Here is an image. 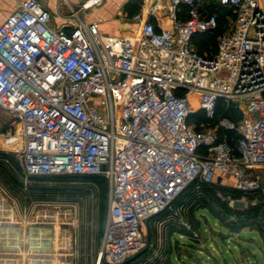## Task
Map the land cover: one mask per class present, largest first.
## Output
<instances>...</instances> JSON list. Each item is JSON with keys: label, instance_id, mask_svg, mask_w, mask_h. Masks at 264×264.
Listing matches in <instances>:
<instances>
[{"label": "built area", "instance_id": "2783aa9c", "mask_svg": "<svg viewBox=\"0 0 264 264\" xmlns=\"http://www.w3.org/2000/svg\"><path fill=\"white\" fill-rule=\"evenodd\" d=\"M168 1L169 26L138 12L127 36L103 34L86 19L104 0L69 5L72 23L58 28L39 0H20L0 23V152L27 177L106 178L95 264L139 255L143 223L194 181L225 187L224 177L233 178L240 197L216 190L229 204L264 196L256 173L264 165V0ZM225 9L217 52L200 54L193 37L215 31ZM193 96L197 111L217 118L215 128L189 121ZM220 102L242 112L240 120L217 115Z\"/></svg>", "mask_w": 264, "mask_h": 264}, {"label": "rangeland", "instance_id": "374dc122", "mask_svg": "<svg viewBox=\"0 0 264 264\" xmlns=\"http://www.w3.org/2000/svg\"><path fill=\"white\" fill-rule=\"evenodd\" d=\"M191 109L192 113L197 112L195 96ZM249 116L256 118L257 114ZM208 125L215 128L214 123ZM3 163L0 166L10 180L0 170V264H95L100 257L108 213V190L100 195L96 181L74 180L70 186L86 192L77 200H31L28 189L35 184L32 178L25 175L19 162L13 171ZM256 173L264 186V165L257 167ZM223 180L227 186L235 184L231 177ZM40 185L60 186L61 182L53 180ZM198 185L194 182L195 190L187 189L171 207L143 223L146 247L124 264H264V196L254 197L263 204L257 213L247 211L251 203H228L234 211L210 200L194 207L188 198L199 195ZM216 209L228 213L227 219H222L223 225L212 213ZM243 221L255 224L245 225L239 233L230 231ZM102 262L105 263L103 257Z\"/></svg>", "mask_w": 264, "mask_h": 264}, {"label": "trees", "instance_id": "16d2710c", "mask_svg": "<svg viewBox=\"0 0 264 264\" xmlns=\"http://www.w3.org/2000/svg\"><path fill=\"white\" fill-rule=\"evenodd\" d=\"M139 3H140V0H129L127 2L125 8L128 11L129 15L132 16V15L137 13ZM213 10H217V9L214 8ZM213 10L211 9V11H213ZM227 12L230 13L231 11L225 9L223 13L219 14V17H218L219 18V26L215 31L208 32V33L196 34L193 37L194 45L200 54L213 55L217 52L218 38L221 35V33L223 32L224 26L226 25L225 14ZM217 115H219V116L225 115V116L229 117L232 121L238 122L240 120V118L242 117V112H240L233 104L226 107L224 104H222V102H220L219 106H218ZM192 118L195 119L194 122H196V128L197 129L201 128V126H200L201 123H204L205 125H208V123H214L215 124V122L217 120V118H216V120L207 119L201 111H197L195 114L191 113V115L189 116V121H191ZM219 133L222 135L224 133V131L220 130ZM225 133H226L230 142L236 140L237 133L235 131H226ZM7 160H8V163L10 164V166L13 168L16 164H18L17 163L18 161H16V159H14V157H12L8 153L1 151L0 152V162L2 161L5 163ZM0 170L2 172H5L2 174V176L5 174L4 175L5 178L9 179L10 175L7 173V171H5V169L2 168L1 166H0ZM11 174L13 175V173H11ZM30 177L32 178V181H34L33 183H35V184L31 185L30 188L28 189V195L30 196L31 200L33 199L36 201L54 200L57 197H62V198H65L67 200H77L80 196H83L86 192L83 191V189L78 187V186H76V187L70 186V184H72V183H69V182L74 181V180L96 181L100 195H104L108 190L107 180L102 175L64 174V175H43V176L39 175V176H30ZM53 180L60 181L61 185L60 186H51V187L48 185H40V183H42V182L53 181ZM194 182H199V181H194ZM194 182H192L184 191H186L189 188H192V184ZM91 184H93V183H91ZM198 187L201 188L200 189L201 192L199 193V195L197 197L194 196L190 199L188 198V200H190L189 205L194 206V207H195V205L196 206L199 205L201 201L206 202V201L210 200L211 202L217 201L218 203L226 206L227 209L234 211L229 206H227V204H228L227 202L221 201L216 196V190L222 189L225 193L229 192L234 197H240L241 196V193L238 190L234 189L233 187H228V186L223 187L218 183H213L212 185H208V184H203V183L199 182ZM194 188H192V189H194ZM184 191H183V194H184ZM193 191H191L192 194H193ZM256 195L258 197L262 198V195H260L259 193H252L250 195V199H253L254 197H256ZM202 205H204V207H207L203 202H202ZM261 207H263V204H261V203H258L256 205H249L247 211L248 210H250V211L254 210L257 213L258 208H261ZM216 210L217 211L213 210L212 213L216 218L218 217V221L223 225L224 222H222L223 221L222 219H227L226 215L228 213H226L224 209H222V211H220L221 209H216ZM221 215L223 217H219ZM259 215H257V216H259ZM252 224H255V223H245L243 221L242 223H240V225H233V227L230 228V231L239 232L241 229H243V227L245 225L250 226ZM257 226L259 227L258 229L260 231H262L258 221H257ZM263 234L264 233L262 231V235Z\"/></svg>", "mask_w": 264, "mask_h": 264}, {"label": "crops", "instance_id": "0c3cea01", "mask_svg": "<svg viewBox=\"0 0 264 264\" xmlns=\"http://www.w3.org/2000/svg\"><path fill=\"white\" fill-rule=\"evenodd\" d=\"M19 1L0 0V23L9 13L16 9ZM81 1L83 0H39L44 8L51 12L50 23L53 28H58L64 24H71L69 5L77 7ZM128 1L104 0L103 4L94 8L93 12L86 19L88 21L98 22L103 34L118 36L132 35L136 31L137 23L130 19L132 16L129 15L125 8ZM138 12H142L145 18L152 21L157 27H167L171 24L169 17L170 3L168 0H140ZM179 14L184 17V10L180 11Z\"/></svg>", "mask_w": 264, "mask_h": 264}, {"label": "water", "instance_id": "95a60500", "mask_svg": "<svg viewBox=\"0 0 264 264\" xmlns=\"http://www.w3.org/2000/svg\"><path fill=\"white\" fill-rule=\"evenodd\" d=\"M219 180V179H218Z\"/></svg>", "mask_w": 264, "mask_h": 264}]
</instances>
